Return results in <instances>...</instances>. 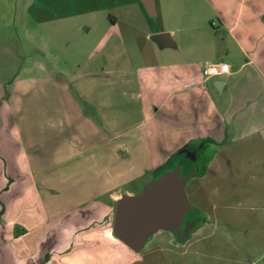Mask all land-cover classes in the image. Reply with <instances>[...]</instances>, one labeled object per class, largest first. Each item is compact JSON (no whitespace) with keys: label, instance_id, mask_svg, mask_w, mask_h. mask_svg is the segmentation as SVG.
I'll return each instance as SVG.
<instances>
[{"label":"crops","instance_id":"1","mask_svg":"<svg viewBox=\"0 0 264 264\" xmlns=\"http://www.w3.org/2000/svg\"><path fill=\"white\" fill-rule=\"evenodd\" d=\"M177 4L31 0L34 24L104 21L90 54L37 77L14 72L15 30L9 19L0 28V264H128L127 250L135 264H153L144 248L158 229L138 250L119 240L124 248L111 249L116 201L182 153L204 167L181 173L203 175L214 159L206 143H264V0H186L182 51L180 28L166 25ZM160 32L173 45L151 39ZM205 61L229 71L207 75ZM187 221L186 236L159 228V240L184 246L210 223Z\"/></svg>","mask_w":264,"mask_h":264},{"label":"rangeland","instance_id":"2","mask_svg":"<svg viewBox=\"0 0 264 264\" xmlns=\"http://www.w3.org/2000/svg\"><path fill=\"white\" fill-rule=\"evenodd\" d=\"M30 1L0 0V28L9 19L19 46L13 64L15 73L37 77L69 70L73 62L90 54L102 36L100 28L104 21L101 14L89 25L84 23L87 16L34 24L24 12ZM177 1L176 15L169 17L166 25L180 28L175 37L182 51L181 26H186V0ZM5 12L8 17H4ZM84 26L90 27L88 33ZM204 147L207 160L210 155L214 159L206 173L188 179L184 194L200 210L196 211L198 220L206 216L210 223H206L184 246L159 240L166 231L158 229L160 232L144 251L151 249L149 259L153 264H264V257L258 255L264 251L263 141L256 136L250 144H228L217 149L206 143ZM148 178L129 188L135 193L140 192ZM110 246L111 249L124 248L116 237L110 241ZM160 247L162 251H159ZM127 252V263L135 264V252Z\"/></svg>","mask_w":264,"mask_h":264},{"label":"water","instance_id":"3","mask_svg":"<svg viewBox=\"0 0 264 264\" xmlns=\"http://www.w3.org/2000/svg\"><path fill=\"white\" fill-rule=\"evenodd\" d=\"M142 1L150 9L152 0ZM151 39L159 47L173 45L167 32L155 33ZM193 174L194 171L182 174L181 166L176 163L154 176L139 193L119 198L113 214L114 236L133 250H138L159 228L172 230L180 237L186 236L191 222L185 221V215L194 208L184 194V185Z\"/></svg>","mask_w":264,"mask_h":264},{"label":"flooded vegetation","instance_id":"4","mask_svg":"<svg viewBox=\"0 0 264 264\" xmlns=\"http://www.w3.org/2000/svg\"><path fill=\"white\" fill-rule=\"evenodd\" d=\"M197 147H196V149H197ZM174 161H176L177 164L181 166V170L183 172H186V170H190L194 166L200 165L202 163V160H199L198 158L195 159L193 157H192V159H191V157L188 158V157H186V155L184 153H182L178 157H176ZM193 219H196V220L198 219L196 216V212H188L187 216L185 215V221L186 220H193ZM182 228L184 229L185 225Z\"/></svg>","mask_w":264,"mask_h":264},{"label":"built area","instance_id":"5","mask_svg":"<svg viewBox=\"0 0 264 264\" xmlns=\"http://www.w3.org/2000/svg\"><path fill=\"white\" fill-rule=\"evenodd\" d=\"M229 71V66L225 62L205 61L203 64V72L207 75H219Z\"/></svg>","mask_w":264,"mask_h":264},{"label":"trees","instance_id":"6","mask_svg":"<svg viewBox=\"0 0 264 264\" xmlns=\"http://www.w3.org/2000/svg\"><path fill=\"white\" fill-rule=\"evenodd\" d=\"M176 163H177L176 161H173V162L171 161V162H168V163L164 164L163 166L158 168V170H156L155 176L160 174L165 169L172 168ZM186 216H187V214H186Z\"/></svg>","mask_w":264,"mask_h":264}]
</instances>
